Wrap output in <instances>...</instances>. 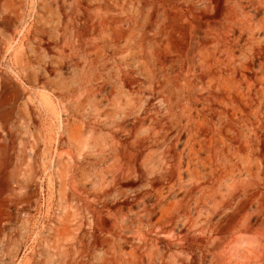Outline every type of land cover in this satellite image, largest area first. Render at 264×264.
Masks as SVG:
<instances>
[{
	"label": "rangeland",
	"instance_id": "rangeland-1",
	"mask_svg": "<svg viewBox=\"0 0 264 264\" xmlns=\"http://www.w3.org/2000/svg\"><path fill=\"white\" fill-rule=\"evenodd\" d=\"M261 23L264 0H0V264H264Z\"/></svg>",
	"mask_w": 264,
	"mask_h": 264
},
{
	"label": "bare ground",
	"instance_id": "bare-ground-1",
	"mask_svg": "<svg viewBox=\"0 0 264 264\" xmlns=\"http://www.w3.org/2000/svg\"><path fill=\"white\" fill-rule=\"evenodd\" d=\"M261 24H260V26H261ZM263 24H262V27L264 26ZM255 27H256V25H255ZM262 27H259L260 29L258 28L259 30H257V31H261V28ZM262 34H263L262 39H259L258 40L257 39L258 36H255V31H254V29H252L251 35L248 36L249 37V43H248L249 47H248V50L253 54V57H257V56H260V55H264V31H262ZM260 46H262V48H260ZM246 85H247V88H246V96L250 100H252L253 99V92H252V86H251L252 85V81H249ZM235 93H236V91L233 92L232 94H235ZM236 97H237V95H236Z\"/></svg>",
	"mask_w": 264,
	"mask_h": 264
}]
</instances>
